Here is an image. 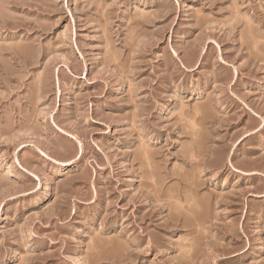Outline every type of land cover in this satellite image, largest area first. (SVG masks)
Listing matches in <instances>:
<instances>
[{
	"label": "rangeland",
	"instance_id": "rangeland-1",
	"mask_svg": "<svg viewBox=\"0 0 264 264\" xmlns=\"http://www.w3.org/2000/svg\"><path fill=\"white\" fill-rule=\"evenodd\" d=\"M0 264H264V0H0Z\"/></svg>",
	"mask_w": 264,
	"mask_h": 264
}]
</instances>
